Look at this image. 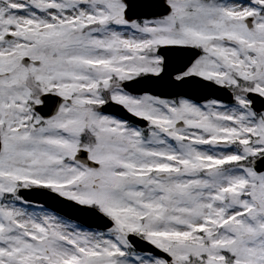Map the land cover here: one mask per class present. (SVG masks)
I'll list each match as a JSON object with an SVG mask.
<instances>
[{"label": "snow or ice", "instance_id": "6c2138e0", "mask_svg": "<svg viewBox=\"0 0 264 264\" xmlns=\"http://www.w3.org/2000/svg\"><path fill=\"white\" fill-rule=\"evenodd\" d=\"M0 264H264V0H0Z\"/></svg>", "mask_w": 264, "mask_h": 264}, {"label": "water", "instance_id": "95a60500", "mask_svg": "<svg viewBox=\"0 0 264 264\" xmlns=\"http://www.w3.org/2000/svg\"><path fill=\"white\" fill-rule=\"evenodd\" d=\"M209 91H214L215 95L220 96L226 100L227 98V93L223 90H209ZM37 203L44 204L46 207L50 208L51 210H55L59 212L61 215H65L66 217L72 219V220H77L81 224L85 225H94L95 221L92 217L89 215L79 212L76 209L68 206L66 203H61L58 200H51L48 199L47 197H41L37 201Z\"/></svg>", "mask_w": 264, "mask_h": 264}]
</instances>
